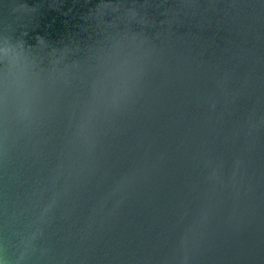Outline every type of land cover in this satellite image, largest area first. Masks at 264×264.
<instances>
[{"label":"water","instance_id":"water-1","mask_svg":"<svg viewBox=\"0 0 264 264\" xmlns=\"http://www.w3.org/2000/svg\"><path fill=\"white\" fill-rule=\"evenodd\" d=\"M0 264H264V0H0Z\"/></svg>","mask_w":264,"mask_h":264}]
</instances>
